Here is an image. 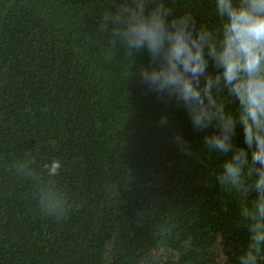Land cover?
Wrapping results in <instances>:
<instances>
[{"label":"trees","instance_id":"obj_1","mask_svg":"<svg viewBox=\"0 0 264 264\" xmlns=\"http://www.w3.org/2000/svg\"><path fill=\"white\" fill-rule=\"evenodd\" d=\"M138 2L0 0V264H244L254 181L222 184L231 153L204 143L217 129L195 130L142 81L147 49L130 53L118 34ZM160 2L169 20L223 23L215 0L146 9ZM218 100L238 119L226 90ZM232 142L246 146L239 126ZM256 255L264 264V243Z\"/></svg>","mask_w":264,"mask_h":264},{"label":"clouds","instance_id":"obj_2","mask_svg":"<svg viewBox=\"0 0 264 264\" xmlns=\"http://www.w3.org/2000/svg\"><path fill=\"white\" fill-rule=\"evenodd\" d=\"M223 22L216 31L198 29L190 15L168 19L171 10L163 2L150 11L145 0L126 7L121 30L130 53L147 49L153 66L141 70L150 91L175 100L187 109L195 130L217 131L204 137L206 147L227 156L218 179L222 184L243 187L245 177L253 179L257 190L255 208L243 210L251 217L253 243L244 264H256L259 245L264 243V0H215ZM215 73L209 72V64ZM227 91L239 107V117L226 111L218 100ZM159 123H168L162 115ZM242 128L245 147L235 148L232 137ZM174 141L181 151L189 145L177 134ZM60 161H53L50 173L58 174Z\"/></svg>","mask_w":264,"mask_h":264}]
</instances>
